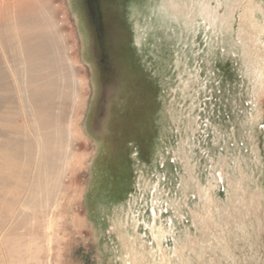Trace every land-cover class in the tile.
I'll return each mask as SVG.
<instances>
[{"label":"rangeland","instance_id":"rangeland-1","mask_svg":"<svg viewBox=\"0 0 264 264\" xmlns=\"http://www.w3.org/2000/svg\"><path fill=\"white\" fill-rule=\"evenodd\" d=\"M38 1L81 102L62 108L59 128L75 124L57 195L24 208L38 148L24 95L0 80V264H264V34L244 9L188 36L159 27L163 9H137L154 23L139 43L129 6L152 0ZM222 1L225 17L236 0Z\"/></svg>","mask_w":264,"mask_h":264},{"label":"bare ground","instance_id":"bare-ground-1","mask_svg":"<svg viewBox=\"0 0 264 264\" xmlns=\"http://www.w3.org/2000/svg\"><path fill=\"white\" fill-rule=\"evenodd\" d=\"M154 1H147L139 6L131 3L132 5L129 6V17L137 27L136 40L139 43L144 39L140 34L143 21L147 28L151 29L154 25L150 17L146 18L144 14L137 11V9H148V7L149 9H163V24H160V28L165 30L164 25L166 24V32H168V29L171 30L170 23L178 22L182 24L180 29L184 36H188L190 30L194 31L201 26L205 29L219 28L221 24L234 17L236 8L241 7L244 9L240 15L241 22L247 23L249 29L255 28V34L259 36L264 34V0H236L233 2L235 6L227 7L232 10L225 17L219 15V9L224 2L222 0H217L216 7L212 6L211 0H160L161 8L158 7L160 1L156 0L155 3ZM38 3L42 7L40 11L43 9L45 11L49 7L45 0L38 1ZM75 3L77 1L73 0V6L77 9L78 6L76 7ZM165 3H168L166 7L163 6ZM33 4V0H0V66L2 58L8 63V68L0 69V80L7 79L10 73L14 79L11 87L18 92V96L24 95L21 96L22 114L27 122V134L31 136L30 134L33 133V138L36 140L35 146L38 148L34 179L28 197L22 203L24 208L41 205L48 202L51 195H57V193H51V190L60 185L67 169L69 157L65 154V146L68 139L74 135L72 125L75 124L74 118L71 117L68 121V130L59 128L66 113L62 108L65 104L72 102L74 110L77 109L76 107L81 102L80 89L83 86L78 78L74 80V86H72L71 75L74 77L76 72L71 60L65 56V49L61 47L62 37L57 31V24L46 13H39V9H33ZM193 9L201 10L193 13ZM229 27L232 28V26ZM221 29L223 31V28ZM246 29L242 27L241 32L249 35L250 40L253 39L252 33L247 32ZM85 38L87 41L86 32ZM34 58L36 61H32ZM67 68L71 70V75ZM50 74H59V80L46 79L45 77H50ZM26 86L31 88L24 89ZM68 91H70L69 94ZM49 118L57 127L53 134L45 133V128L42 127ZM28 144L29 142L26 143ZM20 146L22 144L16 142V145L12 147L16 150V154L19 153L18 155L26 160L30 159L31 157L23 153V147ZM221 179L224 180L222 175ZM54 198L56 199V196Z\"/></svg>","mask_w":264,"mask_h":264}]
</instances>
